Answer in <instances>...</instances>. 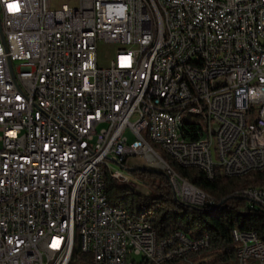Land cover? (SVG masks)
<instances>
[{"label": "built area", "instance_id": "1", "mask_svg": "<svg viewBox=\"0 0 264 264\" xmlns=\"http://www.w3.org/2000/svg\"><path fill=\"white\" fill-rule=\"evenodd\" d=\"M99 44L114 48L106 65ZM142 123L211 179L264 164V0H0V264H74L70 191L88 256L79 263L180 264L206 248L207 237L157 239L108 209L105 172L129 182L113 164L140 156L161 168L139 141ZM242 194L264 209V187ZM232 236L238 264H264L255 232Z\"/></svg>", "mask_w": 264, "mask_h": 264}, {"label": "trees", "instance_id": "2", "mask_svg": "<svg viewBox=\"0 0 264 264\" xmlns=\"http://www.w3.org/2000/svg\"><path fill=\"white\" fill-rule=\"evenodd\" d=\"M162 159L173 173L200 190L208 200L200 205L188 203L176 194L167 173L134 169L123 161L121 167L132 172L148 194L136 191L105 172L108 204L125 210L134 220L147 222L157 239L166 238L175 231L192 238L207 237L208 246L203 250L213 255L208 260H200V264L236 259L232 236L234 229L255 232L264 245V209L252 205L242 194L250 187H264V168L241 176L208 179L200 169L182 167L169 155H162ZM209 200L213 202L212 205L208 203ZM72 257L83 259L88 256L74 249ZM133 264L152 263L139 258Z\"/></svg>", "mask_w": 264, "mask_h": 264}, {"label": "bare ground", "instance_id": "3", "mask_svg": "<svg viewBox=\"0 0 264 264\" xmlns=\"http://www.w3.org/2000/svg\"><path fill=\"white\" fill-rule=\"evenodd\" d=\"M147 2H156V0H147ZM56 35H65V27L56 28ZM151 81H152V73L143 74V82H151ZM187 113H190L192 115V108H183V115H186ZM143 130H145V136L147 139L156 143V145L159 144L160 147L165 152V154L169 155L171 158H173L178 165H180L182 167H185V166H183L182 162H180L179 159H176L175 156H173V154H170V151H169V149H167V146H166V144H164L162 138H154L153 134H151V131H150V123H142L141 125H139V141H141L142 146H144L146 151L152 152V154H154L155 161H157V163L161 165L163 172L168 171V173H170L171 176L174 177V181H177L178 183H180V181H182V180L169 169L166 162L163 161L162 155L159 154L158 152L154 151L153 148L148 144L147 139L141 133ZM194 168L200 169L201 171H203L204 175L208 179H211L210 175H207L206 171H204L203 168H201V167H194ZM263 168H264V164H262V166H255V170H259V169H263ZM106 172L108 174H110V176L112 178L118 180V178H116L115 172H113V171H106ZM232 176H235V175H232V173H223V177H232ZM182 182L187 185L186 188H190L192 190V191H190L189 189H187L188 192H192V194H196V195H199V196L205 198L204 194L200 190L195 189L194 187L190 186L189 184H187L184 181H182ZM104 189H105V182H104ZM104 201H105V203L108 204L107 199H106V194H104ZM77 204H78V193H77V191H70L69 200H68V209H66V216H68L67 229H66V245H71V249L74 250L76 247L75 246L76 240L78 238L77 249L80 253H82V245H80V241H79V232H78V230H76V221L78 218ZM81 205H89V198H81ZM108 209H121V208L108 204ZM129 217H130V219H132L130 215H129ZM132 220L136 221V222H143L140 220H134V219H132ZM145 223H147V222H145ZM176 235L186 236V240H200V238L189 237L180 231H176ZM262 246H264L263 243H262Z\"/></svg>", "mask_w": 264, "mask_h": 264}, {"label": "rangeland", "instance_id": "4", "mask_svg": "<svg viewBox=\"0 0 264 264\" xmlns=\"http://www.w3.org/2000/svg\"><path fill=\"white\" fill-rule=\"evenodd\" d=\"M114 53V48H112V46L108 45V44H99L98 45V49H97V59L100 65H106L109 63L110 58H112V54ZM186 119L188 122L190 123H198V124H203L202 118L199 115L193 114L192 115L190 113L186 114ZM143 134V136H145V130H143L141 132ZM126 134L128 135V139L129 141H132L133 136L130 134L129 130H126ZM146 138V136H145ZM147 139V138H146ZM148 144L153 148L154 151L158 152L161 155H166L165 152L163 151V149L160 147L159 144L156 145V143L152 142L151 140L147 139ZM127 166L129 167H144L146 169H151V170H155V168L153 167H147L145 165H143L144 163V158L140 157V156H135V157H129L127 159ZM115 169H120L124 174L127 175V177L129 178V182L125 183L127 185H129L130 187H132L133 189H135L138 192H141L143 194H148V190L142 185V183L135 178L132 175V172L128 171L126 168H120V166L113 164V166ZM162 168L156 169V170H161ZM121 182V181H120ZM124 183V182H123ZM174 183L176 184H180V186H184L185 189H189L190 191H192L190 188H186L187 185L184 184L182 181H180V183H178L177 181H174ZM175 192L176 194L183 200L192 203V204H203L204 203V198L200 197V198H196L194 195L193 196H188L186 194H184V190L181 189L180 187H175ZM188 192V191H187ZM192 193V192H190ZM75 249H77L78 246V238L76 240V244H75ZM234 247H237V243H234ZM213 255V253L208 252L206 250H202L199 251L197 253H192L186 256L185 260H182L180 262V264H190V263H197L200 260H208L211 256ZM140 257H138L137 259H139ZM74 264H83V263H79L78 258H72ZM214 264H238L237 260H230L228 262H215Z\"/></svg>", "mask_w": 264, "mask_h": 264}, {"label": "water", "instance_id": "5", "mask_svg": "<svg viewBox=\"0 0 264 264\" xmlns=\"http://www.w3.org/2000/svg\"><path fill=\"white\" fill-rule=\"evenodd\" d=\"M134 169H146V168H144V167H137V168H134ZM146 170H151V169H146ZM152 171L158 172V173H163L162 170H152Z\"/></svg>", "mask_w": 264, "mask_h": 264}]
</instances>
